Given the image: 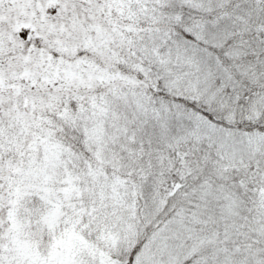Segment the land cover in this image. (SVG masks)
I'll return each instance as SVG.
<instances>
[{
  "label": "snow or ice",
  "instance_id": "obj_1",
  "mask_svg": "<svg viewBox=\"0 0 264 264\" xmlns=\"http://www.w3.org/2000/svg\"><path fill=\"white\" fill-rule=\"evenodd\" d=\"M0 264H264V0H0Z\"/></svg>",
  "mask_w": 264,
  "mask_h": 264
}]
</instances>
